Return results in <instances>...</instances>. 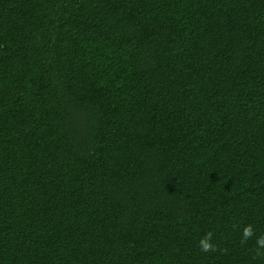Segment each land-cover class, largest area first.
<instances>
[{"label": "trees", "instance_id": "1", "mask_svg": "<svg viewBox=\"0 0 264 264\" xmlns=\"http://www.w3.org/2000/svg\"><path fill=\"white\" fill-rule=\"evenodd\" d=\"M262 235L264 0H0V264H264Z\"/></svg>", "mask_w": 264, "mask_h": 264}, {"label": "clouds", "instance_id": "2", "mask_svg": "<svg viewBox=\"0 0 264 264\" xmlns=\"http://www.w3.org/2000/svg\"><path fill=\"white\" fill-rule=\"evenodd\" d=\"M213 233L211 231L206 232L199 241V248L201 252L208 253L216 250V246L213 244ZM254 235V229L251 225H248L243 230V240L242 243H246ZM257 256H264V252L260 251L264 249V235L257 238Z\"/></svg>", "mask_w": 264, "mask_h": 264}]
</instances>
